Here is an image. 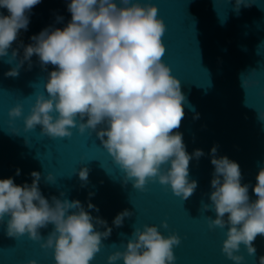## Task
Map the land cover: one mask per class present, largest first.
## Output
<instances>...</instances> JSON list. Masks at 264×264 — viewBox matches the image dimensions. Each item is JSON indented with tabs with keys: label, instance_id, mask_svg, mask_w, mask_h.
I'll return each mask as SVG.
<instances>
[{
	"label": "clouds",
	"instance_id": "9594fccd",
	"mask_svg": "<svg viewBox=\"0 0 264 264\" xmlns=\"http://www.w3.org/2000/svg\"><path fill=\"white\" fill-rule=\"evenodd\" d=\"M38 3L0 0V9L6 12H0V57L13 65L4 76H17L25 62L30 69L33 55L42 70L54 66L47 71L46 95L35 94L23 118L24 128L39 125L40 133L51 138L68 137L73 127L79 133L94 132L122 171V184L130 182L142 191L146 182L155 180L181 200L187 199L197 187L188 176L189 161L204 153L198 148L188 153L182 134L173 131L184 117L186 99L178 79L161 60L165 25L155 5L149 0H67L70 18L63 27L47 26L30 35L25 44L18 36L27 30L31 9ZM242 4L248 6L247 0H234V10ZM245 85L242 79L241 86ZM20 115V105L8 111L9 118ZM257 119L264 123V111L257 112ZM216 151L215 145L209 149L213 166L210 203L202 207L215 214L205 217L209 229L226 228L221 252L233 264H242L240 246L252 256L256 253L252 242L257 235L264 238V165L255 175L251 188L255 199L250 200L249 185L241 183L238 163L217 156ZM19 172V168L14 170L15 175ZM28 175L30 183L19 185L12 177L0 179V223L5 235L26 234L41 241V248L51 249L53 264H89L102 238L111 233L105 220L85 210L99 209L90 200L82 205L76 199H46L38 187L40 173L32 170ZM76 175L83 187L88 169L82 166ZM45 179L52 182L53 176L48 173ZM130 215L127 209L116 213L112 226H120ZM49 224L53 227L42 239L38 230ZM160 226L167 228L164 221ZM178 243L174 233L164 236L155 225H143L133 229L122 251L106 256V264L117 260L122 264H174L172 247ZM257 264H264V255L257 258Z\"/></svg>",
	"mask_w": 264,
	"mask_h": 264
},
{
	"label": "water",
	"instance_id": "95a60500",
	"mask_svg": "<svg viewBox=\"0 0 264 264\" xmlns=\"http://www.w3.org/2000/svg\"><path fill=\"white\" fill-rule=\"evenodd\" d=\"M66 2L40 0L31 9L27 30H21L18 40L26 44L30 35L47 26L63 27L70 18ZM149 2L165 25L161 60L178 79L186 99L184 117L173 131L182 134L188 153L197 148L204 153L188 164L189 179L197 182L193 193L181 200L167 185L155 180L146 182L142 191L130 182L122 184V171L94 132L87 129L79 133L73 127L71 135L62 138L42 135L39 125L26 130L23 118L35 94L46 95L47 71L54 67L48 65L42 70L35 55L30 58L31 68L25 62L15 77L4 76L13 65L0 57V179L12 177L15 184L30 183L28 173L35 170L40 173L38 187L46 199H76L82 205L90 200L99 211L85 210L105 220L111 233L102 238L89 264H106V256L122 251L133 229L143 225H155L162 235L174 233L179 238L172 247L174 264H233L221 252L226 228L209 229L205 217L215 214L202 204L210 203L213 166L209 149L214 145L217 156L238 163L241 183L249 185V198L255 199L251 188L259 167L264 165V123L257 119V112L264 111V0H247L248 6L242 4L238 10L233 8L234 0ZM13 47H17L16 42ZM242 79L246 81L244 88ZM16 105H20L21 115L9 118V109ZM194 112L198 113L196 119ZM82 166L88 169L83 187L76 175ZM16 168L19 175L14 174ZM48 173L53 176L52 182L45 179ZM89 192L93 193L91 197ZM124 209L131 215L124 217L120 226H112V218ZM161 221L167 228H161ZM52 227L49 224L38 230L42 239ZM40 243L26 234L6 236L0 223V264H28L30 260L53 264L51 249L41 248ZM252 243L256 249L252 256L240 246L242 264H257V258L264 255V238L257 235ZM115 264L122 262L117 260Z\"/></svg>",
	"mask_w": 264,
	"mask_h": 264
}]
</instances>
